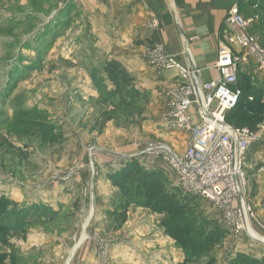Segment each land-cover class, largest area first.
Returning a JSON list of instances; mask_svg holds the SVG:
<instances>
[{"label":"rangeland","instance_id":"1","mask_svg":"<svg viewBox=\"0 0 264 264\" xmlns=\"http://www.w3.org/2000/svg\"><path fill=\"white\" fill-rule=\"evenodd\" d=\"M234 4L264 50V9ZM76 9L72 0H0V197L11 202L9 213L30 210L17 232L0 238V264H229L240 257L264 264L262 161L245 169L251 210L239 234L198 200L191 215L215 220L223 232L185 244L186 234L167 232L162 214L132 198L133 176L122 173L128 162L176 186L162 155L138 154L152 143L175 149L166 136L180 132L168 122L169 88L160 108L145 80L101 52ZM109 61L125 68L135 90L127 108L112 105L117 93L105 71ZM256 67H244L240 75L249 76L239 80L240 87L262 91L239 103L249 115L244 126L261 136L247 150L250 161L264 148V72ZM19 119L33 123L32 132L16 133L23 129L15 126ZM40 123L51 128L44 143Z\"/></svg>","mask_w":264,"mask_h":264},{"label":"built area","instance_id":"2","mask_svg":"<svg viewBox=\"0 0 264 264\" xmlns=\"http://www.w3.org/2000/svg\"><path fill=\"white\" fill-rule=\"evenodd\" d=\"M236 5L224 18L214 63L218 79L202 82L199 69L182 65L160 46L148 52V63L154 68L176 72L179 84L167 90V118L187 139L182 151L152 143L138 154L162 155L176 174V186L206 201L216 217L232 233L239 234L251 210L245 155L261 136L247 127L228 124L225 114L238 102L240 90L231 85L237 82L239 72L251 62L264 72V50L248 34L251 20H244Z\"/></svg>","mask_w":264,"mask_h":264},{"label":"crops","instance_id":"3","mask_svg":"<svg viewBox=\"0 0 264 264\" xmlns=\"http://www.w3.org/2000/svg\"><path fill=\"white\" fill-rule=\"evenodd\" d=\"M247 1L72 0V5L76 6L78 13L79 10L85 13L81 20L93 34L101 52L118 60L139 80H145L143 84L152 88L157 105L162 108L166 101L162 96L164 91L175 85L178 79L175 71H156L148 65L150 49L160 46L182 65L196 67L202 82L216 80L219 73L214 63L222 39L225 15L234 3L245 5ZM166 136L173 141L175 150L185 148V133L171 131ZM263 151L262 147L261 153L253 161L246 153L245 169L250 162L253 165L258 164L259 160L264 163ZM258 169L260 190L264 192V164ZM250 185L248 178V191Z\"/></svg>","mask_w":264,"mask_h":264},{"label":"trees","instance_id":"4","mask_svg":"<svg viewBox=\"0 0 264 264\" xmlns=\"http://www.w3.org/2000/svg\"><path fill=\"white\" fill-rule=\"evenodd\" d=\"M256 2L257 7L264 9V7L261 6V3L264 2V0H248L244 4L252 6ZM120 65L121 64L116 61H109V64L105 66V71L117 93V99L112 102V105L116 108H127L129 107V104H131V100L134 99L135 90L127 83V71ZM241 73L242 71L239 72L237 82L231 85L232 89L240 90L238 102L234 108L225 114V121L237 128L246 127L244 126V120L249 116L245 111L239 108L240 101H251L252 95L259 97L262 92L261 88L258 86L253 88L240 87V76L243 78L249 76L247 73L240 75ZM32 124L33 123L19 119L15 126H18V128H22L21 126H23V129L14 130L18 134H29L33 130L34 125ZM38 127L42 128V135L40 138L44 143L48 140L51 128L46 125L44 126L42 123H40ZM247 128L250 129L249 127ZM127 171L130 172L129 176H133L132 180H134L132 184L133 187H131V185L128 186V191L131 193L130 195L132 198L136 201H141L143 207L148 208L151 212L162 214V223L167 232H175L177 235L176 237L178 238H182L183 234H186V237L184 238L185 244L191 243L195 245L205 237L216 236L217 234L220 235L223 232L215 220L207 218L202 219V217L198 218L197 214L191 215L196 207L195 203L198 200H202L199 197L183 192L177 186H172V188L166 187L164 180L159 174L146 171L137 165L134 166V162H128L122 173L126 174ZM117 174L119 173L114 172L111 173V176H116ZM130 188L131 190H129ZM8 206H11V202L0 197V238H5V236L11 232H17L19 226H21L30 214L29 209L25 210L23 216H20V209L13 210L9 213L7 210L9 209ZM211 225L217 227V230L215 227L214 229H211ZM194 227H196V229H194ZM255 262V259L240 257V259L237 260L231 259L228 263L255 264ZM257 264L259 263L257 262Z\"/></svg>","mask_w":264,"mask_h":264},{"label":"bare ground","instance_id":"5","mask_svg":"<svg viewBox=\"0 0 264 264\" xmlns=\"http://www.w3.org/2000/svg\"><path fill=\"white\" fill-rule=\"evenodd\" d=\"M246 230L248 231V233H250L251 235H256V233L253 231V230H251V228L248 226V227H246ZM85 236H86V234H85ZM83 238H84V234H83ZM264 240V239H263Z\"/></svg>","mask_w":264,"mask_h":264}]
</instances>
